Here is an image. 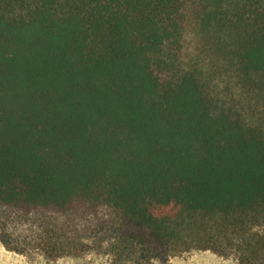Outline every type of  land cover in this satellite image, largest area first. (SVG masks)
Listing matches in <instances>:
<instances>
[{"label": "trees", "instance_id": "1", "mask_svg": "<svg viewBox=\"0 0 264 264\" xmlns=\"http://www.w3.org/2000/svg\"><path fill=\"white\" fill-rule=\"evenodd\" d=\"M190 28L264 99V0H0V211L50 256L168 259L233 231L264 264V126L214 109Z\"/></svg>", "mask_w": 264, "mask_h": 264}, {"label": "rangeland", "instance_id": "2", "mask_svg": "<svg viewBox=\"0 0 264 264\" xmlns=\"http://www.w3.org/2000/svg\"><path fill=\"white\" fill-rule=\"evenodd\" d=\"M184 40L182 61L189 68L199 67L203 71V82L207 97L214 109H231L246 121L262 123L264 126V99L234 79L233 69L205 51L198 50L199 34L190 28ZM13 219V220H12ZM29 220V219H28ZM22 217L10 218L0 211V236L13 241L20 251L10 250L0 238V264H241L240 254L244 253L241 237L233 231L221 233L210 242L214 249H192L168 259L148 258L146 252L124 254L111 244L88 243L86 250L52 257L41 239L43 234L34 223H26ZM217 251V252H215Z\"/></svg>", "mask_w": 264, "mask_h": 264}]
</instances>
